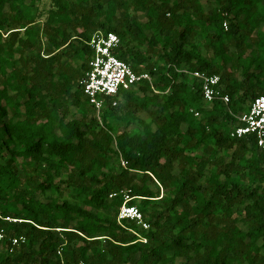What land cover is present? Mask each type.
<instances>
[{"label":"trees","instance_id":"16d2710c","mask_svg":"<svg viewBox=\"0 0 264 264\" xmlns=\"http://www.w3.org/2000/svg\"><path fill=\"white\" fill-rule=\"evenodd\" d=\"M100 30L153 85L98 117ZM260 96L264 0H0V214L21 221L0 223V264H264V150L231 137ZM122 191L148 230L119 221Z\"/></svg>","mask_w":264,"mask_h":264},{"label":"built area","instance_id":"2783aa9c","mask_svg":"<svg viewBox=\"0 0 264 264\" xmlns=\"http://www.w3.org/2000/svg\"><path fill=\"white\" fill-rule=\"evenodd\" d=\"M224 28L228 29L227 23L224 24ZM120 45L121 41L116 34L103 30L97 31L89 42L93 56L89 62V70L85 73L81 84L90 104L96 109L98 117L107 102H112L114 106H117V99L121 91L131 90L144 82L153 85V77L149 72L135 73L128 63L120 60L114 54ZM190 76L202 82V93L206 102L212 103L216 99L222 100L224 104L230 102L229 96L221 94L220 76L202 72H193L190 73ZM195 115L199 116V113H195ZM239 123L231 132V137L242 138L253 135L258 147L264 150V96L255 99L250 111L239 118ZM122 165L127 167V162L122 160ZM121 194L124 196V204L119 212V221L134 222L144 230H148L150 225L145 221L140 209L135 205H129L133 199L130 191H122ZM116 195L111 194L110 198L112 199ZM1 222L16 223L21 221L9 217L4 218L0 214ZM6 239V229L0 225V243ZM9 240L12 248L26 242L24 236L10 237ZM141 241L147 242L143 237H141Z\"/></svg>","mask_w":264,"mask_h":264},{"label":"rangeland","instance_id":"374dc122","mask_svg":"<svg viewBox=\"0 0 264 264\" xmlns=\"http://www.w3.org/2000/svg\"><path fill=\"white\" fill-rule=\"evenodd\" d=\"M185 262L182 260H178L177 264H184Z\"/></svg>","mask_w":264,"mask_h":264}]
</instances>
